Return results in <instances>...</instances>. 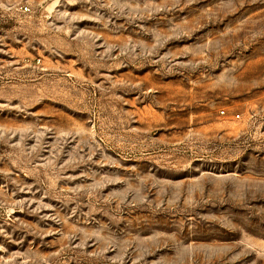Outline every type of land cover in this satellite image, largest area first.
Listing matches in <instances>:
<instances>
[{"label": "rangeland", "instance_id": "1", "mask_svg": "<svg viewBox=\"0 0 264 264\" xmlns=\"http://www.w3.org/2000/svg\"><path fill=\"white\" fill-rule=\"evenodd\" d=\"M0 264H264V0H0Z\"/></svg>", "mask_w": 264, "mask_h": 264}, {"label": "built area", "instance_id": "2", "mask_svg": "<svg viewBox=\"0 0 264 264\" xmlns=\"http://www.w3.org/2000/svg\"><path fill=\"white\" fill-rule=\"evenodd\" d=\"M20 10L23 12V13H28L30 12V8L28 6H21L20 7Z\"/></svg>", "mask_w": 264, "mask_h": 264}]
</instances>
